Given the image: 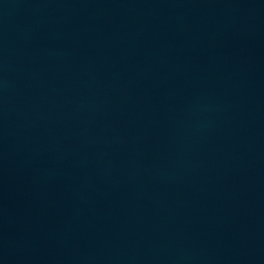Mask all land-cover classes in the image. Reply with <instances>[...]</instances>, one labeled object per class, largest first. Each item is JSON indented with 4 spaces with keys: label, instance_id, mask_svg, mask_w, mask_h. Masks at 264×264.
I'll return each mask as SVG.
<instances>
[{
    "label": "water",
    "instance_id": "obj_1",
    "mask_svg": "<svg viewBox=\"0 0 264 264\" xmlns=\"http://www.w3.org/2000/svg\"><path fill=\"white\" fill-rule=\"evenodd\" d=\"M0 264H264V0H0Z\"/></svg>",
    "mask_w": 264,
    "mask_h": 264
}]
</instances>
